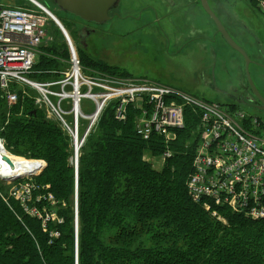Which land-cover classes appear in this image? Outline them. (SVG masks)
I'll return each mask as SVG.
<instances>
[{
	"label": "trees",
	"instance_id": "trees-1",
	"mask_svg": "<svg viewBox=\"0 0 264 264\" xmlns=\"http://www.w3.org/2000/svg\"><path fill=\"white\" fill-rule=\"evenodd\" d=\"M57 34L58 39L50 32L51 40L40 48L31 76L37 82H57L59 72L67 68L68 47ZM81 55L88 69L116 73ZM19 86L12 85L19 100L11 108L0 93V136L14 155L45 160L47 167L32 182L36 187L26 205L29 210L36 208L41 218L26 215L21 202H13L10 208L0 195V264H75L70 139L36 106L38 94ZM119 105L104 111L98 132L81 150L78 264H264V219L250 220L217 206L208 212L189 195L188 181L201 141L198 118L190 117L187 109L190 123L177 132L174 157L157 172L144 158L150 149L155 154L163 150L161 137L142 141L133 114L125 122L116 119ZM128 111L140 113L135 105Z\"/></svg>",
	"mask_w": 264,
	"mask_h": 264
},
{
	"label": "rangeland",
	"instance_id": "rangeland-1",
	"mask_svg": "<svg viewBox=\"0 0 264 264\" xmlns=\"http://www.w3.org/2000/svg\"><path fill=\"white\" fill-rule=\"evenodd\" d=\"M38 1L48 8L58 19H60L61 23H63L62 25L67 31L69 30V37H71V40L73 39V44H75L78 50L83 72L87 77L94 78L99 81H102V79L108 80L113 82L116 87H118L119 84H127L129 82H155L159 85L179 89L187 96V102H193V105H196V107L193 108H185V117L187 109L189 113H191L190 117L193 115L197 118L206 111H210V107L206 106H202L203 111L199 110L197 105H200V102L209 106L213 103H220L222 105L239 103L238 107H241V109L249 115L258 117L259 120H261L264 130V111L258 110L257 105L259 102H234V100H236L235 96H239L241 93H248L249 88H247V86L249 85L246 79V63L244 58L231 49L223 37L218 33L214 22L210 16L206 14L200 4V0H177L178 6L174 10L167 5V2L165 3L163 0H157V2H159L157 3L159 7H157L156 11H152V9L149 10L147 8L149 6L152 7L150 4L151 0H149L150 2L148 0H120L118 2L119 4H117L118 6L116 10L120 18L111 19V21L105 24V26L98 27V34L90 37L88 42H85L86 47L80 44L79 33L81 29H83V26H87V24L81 23L74 16H71V14L69 15L65 11L61 10L58 6H56V4H52V0ZM207 1L212 11L220 19L233 40L242 49H244L250 57L252 65L250 66L249 73L253 78L252 80L257 90L264 97V69L260 67V65L264 66V14L260 11L261 2L264 0H256V3H252L251 0ZM0 3L7 6L29 5L27 4L29 2L26 0H0ZM157 12L159 14L162 13V15L168 12L166 14L169 16H165L161 18V20L157 19L155 22L154 13ZM185 15L187 18L186 24H184L185 21L182 20ZM173 25H175L176 28ZM56 27L58 26L51 21L49 31L56 39H58L60 35L57 34L58 31L56 32V30H59L62 38L66 42L64 35L60 29ZM199 29H202V31ZM184 34L187 35V37L185 36L186 38L183 37ZM199 35L202 37L203 41L199 43H192ZM252 35L258 39L260 42L259 44L252 37ZM81 52H83L85 56L91 57V60L88 62H94L96 64L101 62L107 67H111L116 70V73L112 75L88 69L86 62L83 61ZM66 65V70H64V72H59L61 79L57 81L63 80L65 78V73L70 70V58L67 60ZM118 73H120L122 77H120ZM20 86L19 87L21 89L30 90L28 89L30 88L28 86ZM59 88L60 87L57 86L54 90L58 91ZM12 89L15 93H17L16 87ZM31 89L33 92L37 93L39 97L38 91L33 88ZM102 89L103 88L100 87L94 88V93H101L103 92ZM25 90L24 93H27ZM105 93L112 96V94L108 93V91ZM123 99L124 97L118 95L108 100L106 103L107 106L103 111H101V113H99L97 120L93 122L94 126L92 125V129L89 134H87V131L89 130L92 120L87 118L89 116L91 117L95 111L97 112V103L92 102L89 99L83 102L82 111L85 115L80 116L81 118L78 126L79 141H84L81 150L87 146L91 136L98 132V126H100L102 117L106 114L104 111H108V108H110L114 103L119 105L124 101ZM54 101V105L61 107L62 110L67 113L71 110V108H73V106L71 107V100H66L61 102V104L55 99ZM187 102H185L184 105ZM179 104H181V102H179ZM130 105H135L136 109H138L141 105V101L132 102L129 105H126V111L124 110L126 120L132 114L137 120L141 119V112L139 114H135L132 111H128ZM46 115V119L59 124L60 128H62V132L66 134V138L69 137L68 139H70L72 154L70 155L69 162L74 168V249L75 264H78L80 256V244L78 237L82 235V213L79 202L80 175L78 169L80 168L81 150L76 156L74 153V140L72 139V134L68 128L65 127V123L62 122L57 114L53 112L50 116L46 112ZM67 116L68 117H64L66 119V124H72L75 128V121L69 115ZM116 119L120 121L118 117ZM122 122L125 121L122 120ZM187 123H190V120ZM247 132H250L253 136L259 139L262 138L260 137V133L262 132L259 131V129L250 130L248 128ZM154 135L157 134L153 133L150 138H146L144 136L140 137L142 141L149 142L152 140V136ZM160 137L163 150L155 154L150 149L145 152L146 154L144 158V161L150 164L152 169L157 172H161L169 160L174 157V145L172 144L177 140L176 138L175 140L170 141L167 140L166 137ZM0 138L3 139L7 149L6 139L2 136H0ZM189 143H193L192 139L189 140ZM188 145L189 144L187 143V146ZM8 152L14 155L9 150ZM154 154L156 156H154ZM169 154H171V158L166 157V155ZM17 157L24 158L20 155ZM195 158L196 157H194L193 162H195ZM29 160H34V158ZM34 161H40L43 163L41 170L37 169L36 171H33V174H26L21 179L16 181L6 182L0 180V195L10 208H13V202L22 203V197L19 200L16 199V195L13 193V190L11 191V189L16 186L15 188H17L20 194H22L23 188L26 184L35 182L46 169L47 162L45 160L41 159ZM122 180L125 179L122 178ZM46 189H49V186ZM50 198L51 200L53 199L52 196ZM52 201V204L56 203L54 200ZM23 205L25 207L23 209L26 215H36L38 218H41L40 214L36 212V208H31V210L26 209L28 202H25ZM205 206H207L208 209H206ZM203 207L208 212L212 209L209 205L203 204ZM212 216L222 223L227 224L226 220L218 213L212 212ZM53 219H55V217H53ZM20 221L23 225L27 224L25 220L23 221L21 218ZM263 243L264 242H262V244Z\"/></svg>",
	"mask_w": 264,
	"mask_h": 264
},
{
	"label": "built area",
	"instance_id": "built-area-1",
	"mask_svg": "<svg viewBox=\"0 0 264 264\" xmlns=\"http://www.w3.org/2000/svg\"><path fill=\"white\" fill-rule=\"evenodd\" d=\"M27 6H7L0 3V93L12 107L18 102V95L12 85H25L38 91L36 106L48 115L56 113L65 123L74 140V153H80L84 141H79V120L85 113L77 108L86 100L97 103V117L112 97L121 95L124 101L118 106L116 118L126 121L124 110L132 102H140L138 110L141 119L137 120V132L150 138L153 133L175 140L177 132L186 127L185 108L196 107L187 102L185 93L179 89L159 85L155 82L119 84L102 79L87 77L81 65L78 50L55 20L54 14L38 0H26ZM260 11L264 14V1ZM55 23L65 37L70 56V70L65 78L53 83L37 82L31 79L38 62L40 48L51 40L50 23ZM59 86V90L54 88ZM103 92L94 93V88ZM85 90V91H84ZM111 93V95L105 92ZM120 92V93H119ZM71 100V110L65 112L54 101ZM127 99V101H126ZM181 102V104H179ZM187 102L185 105L184 103ZM210 107L198 117L197 131L201 141L196 147L194 173L188 181V192L195 203L228 208L244 218L259 221L264 219V130L258 117L249 115L241 107L213 103L197 105ZM197 109V108H196ZM53 112H52V111ZM96 114V115H95ZM69 115L76 123L75 128L66 124ZM94 119V121H95ZM92 122L87 134L92 129ZM261 131V139L253 136L247 129ZM245 140H244V139ZM0 150L6 152L0 138ZM3 150V151H2ZM0 153V164L6 153ZM171 158V154L166 155ZM77 160V158H76ZM5 162V161H4ZM7 162V161H6ZM8 163V162H7ZM36 171V169H34ZM0 174V178L2 179ZM14 186L11 191L22 203H30L35 184H26L22 194ZM29 195V196H28ZM210 207V208H211ZM208 209L207 206H205ZM29 210L28 208H26Z\"/></svg>",
	"mask_w": 264,
	"mask_h": 264
},
{
	"label": "water",
	"instance_id": "water-1",
	"mask_svg": "<svg viewBox=\"0 0 264 264\" xmlns=\"http://www.w3.org/2000/svg\"><path fill=\"white\" fill-rule=\"evenodd\" d=\"M58 6L64 10L65 12L71 14L72 16L79 17L85 22H93L96 24H104L109 21H111L110 17V11L116 7L118 0H56ZM201 5L204 9V11L210 16L212 21L214 22L218 33L223 37L225 42L228 44V46L233 49L235 52L240 54L244 60H245V65H246V76H247V81L248 84L254 94V96L257 98V100L260 103V106H258V110L264 111V97L260 94V92L257 90L256 86L254 85L253 78L251 77L249 73L250 66L252 65V61L248 54L242 49L230 36V34L227 32L225 29L224 25L220 21V19L216 16V14L212 11L210 8L208 1L207 0H200ZM90 5V6H89ZM58 25L62 27L59 21H57ZM86 31H81L79 33V40L80 44L83 46H86V40L84 41V33L85 35L92 30L90 29H85ZM251 108V107H250ZM6 161L10 164L13 165V163L6 158ZM14 166V165H13ZM33 173V172H32ZM31 174V173H30ZM21 177H11L7 179L8 181H16L18 179H21Z\"/></svg>",
	"mask_w": 264,
	"mask_h": 264
},
{
	"label": "flooded vegetation",
	"instance_id": "flooded-vegetation-1",
	"mask_svg": "<svg viewBox=\"0 0 264 264\" xmlns=\"http://www.w3.org/2000/svg\"><path fill=\"white\" fill-rule=\"evenodd\" d=\"M120 0H118V2H119ZM149 1V0H148ZM150 2V1H149ZM163 2H167V5L168 6H170V8H172V10H174V9H176L177 8V6H178V2H177V0H163ZM199 2V1H198ZM157 3H159V2H157V0H151V5H152V7L151 6H149V7H147L149 10H151L152 9V11L153 10H157V7H159L158 6V4ZM196 3H197V1H196ZM52 4H56V6H58V4H57V2H56V0H52ZM117 4H119V3H117ZM200 4H201V2H200ZM117 6L118 5H116V7H114L111 11H110V17H111V19L113 20V19H115V18H120V16H119V14H118V12L116 11L117 10ZM59 7V6H58ZM60 8V7H59ZM61 9V8H60ZM62 10V9H61ZM64 11V10H63ZM67 13V12H66ZM166 13H168V12H166ZM164 14V15H162V13L161 14H159L158 12L157 13H154V19H155V22H156V20L157 19H159V20H161V18H163V17H165V16H169L168 14ZM207 14V13H206ZM72 16V15H71ZM75 17V16H74ZM76 19H78L81 23H84V24H87V26H83V29H81V31L83 30V31H86L85 29H90V30H92V32H90V33H88L87 32V34L85 35V33H84V41L83 42H85V40L88 42V40H89V38L90 37H92V36H94V35H97L98 34V30H97V28L98 27H102V26H105V24H107V23H109V22H107V23H104V24H101V25H99V24H96V23H93V22H85L84 20H82L81 18H79V17H75ZM153 19V20H154ZM182 20H184L185 21V23L184 24H186L187 22H186V20H187V18H186V15L183 17V19ZM168 21H169V19H168ZM183 25V24H182ZM89 26V27H88ZM174 27H175V25H173ZM176 26H178V25H176ZM196 26H198V25H196ZM158 27V26H157ZM156 27V28H157ZM180 27V26H179ZM182 27V26H181ZM176 28V27H175ZM80 31V32H81ZM178 31V30H177ZM188 33H190L189 31H187ZM187 32H186V34H187ZM186 34H184L183 35V37L184 38H186L187 37V35ZM186 36V37H185ZM195 39V38H194ZM201 41H203L202 40V37L199 35V36H197L196 37V39L192 42V43H199V42H201ZM260 43V42H259ZM190 45V44H189ZM195 45V44H194ZM186 46H188V45H186ZM86 47V46H85ZM249 85V84H248ZM247 88H249L248 89V93L247 94H239V96H235L236 98V100H234V101H239V102H259L258 100H256L257 98L254 96V94H253V92H252V90H251V88H250V86H247ZM246 95V96H245ZM256 99H255V98ZM258 104V103H257ZM257 106H260V103L257 105Z\"/></svg>",
	"mask_w": 264,
	"mask_h": 264
},
{
	"label": "bare ground",
	"instance_id": "bare-ground-1",
	"mask_svg": "<svg viewBox=\"0 0 264 264\" xmlns=\"http://www.w3.org/2000/svg\"><path fill=\"white\" fill-rule=\"evenodd\" d=\"M55 20H56V22L59 21L61 25L63 24V23H61L60 19H58L56 16H55ZM62 27L64 28V31L67 33L66 28L63 25H62ZM7 104H8V102H7ZM81 110H83V105H80V107L77 108V112L79 113V111H81ZM87 119L92 120V122H94L95 117H93V118L88 117ZM95 121H96V119H95ZM0 153L2 155H4L3 153H6V157H4L3 161L0 164V174L3 175L2 179L0 178V180H2V181L7 182L8 181L7 179H9L11 177H21V176H25L26 174H29V173L33 174L32 172L34 171V169H36V170L40 169L41 170V168H42L41 166L43 165V163L40 161H34V160H29L26 158H20V157L14 156L11 153H9L7 149H6V152H4V151L1 152V150H0ZM6 158L8 160H10L14 166L7 163ZM193 173H194V170H193Z\"/></svg>",
	"mask_w": 264,
	"mask_h": 264
},
{
	"label": "crops",
	"instance_id": "crops-1",
	"mask_svg": "<svg viewBox=\"0 0 264 264\" xmlns=\"http://www.w3.org/2000/svg\"><path fill=\"white\" fill-rule=\"evenodd\" d=\"M56 28H58V27H56ZM59 29V28H58ZM200 31H202V29H199ZM58 32H59V30H57ZM60 33V32H59ZM252 37H253V35H252ZM255 40H256V42H258V44H259V41H258V39L257 38H255V37H253ZM260 67L262 68V69H264V66L263 65H260ZM241 95H242V93H241ZM234 102H237V101H234Z\"/></svg>",
	"mask_w": 264,
	"mask_h": 264
}]
</instances>
